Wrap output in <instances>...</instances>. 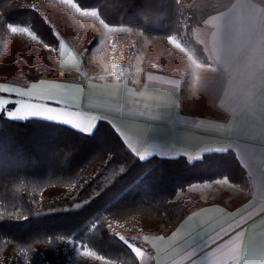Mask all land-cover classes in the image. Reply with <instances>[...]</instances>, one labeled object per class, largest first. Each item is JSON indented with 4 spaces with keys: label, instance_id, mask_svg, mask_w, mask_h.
I'll list each match as a JSON object with an SVG mask.
<instances>
[{
    "label": "crops",
    "instance_id": "1",
    "mask_svg": "<svg viewBox=\"0 0 264 264\" xmlns=\"http://www.w3.org/2000/svg\"><path fill=\"white\" fill-rule=\"evenodd\" d=\"M192 34L206 61L169 37L162 67L136 54L119 76L108 70V43L94 46L84 66L78 48L61 41L55 76L0 81V89H15L0 92L10 101L0 112L83 133L105 120L140 159L231 150L247 186L222 177L177 190L175 197L190 192L196 202L168 233L145 234L142 247L149 264H264V0H227ZM171 54L186 69L169 67Z\"/></svg>",
    "mask_w": 264,
    "mask_h": 264
},
{
    "label": "trees",
    "instance_id": "2",
    "mask_svg": "<svg viewBox=\"0 0 264 264\" xmlns=\"http://www.w3.org/2000/svg\"><path fill=\"white\" fill-rule=\"evenodd\" d=\"M96 8L110 25L140 30L164 48L175 37L201 61L206 57L192 29L224 5L216 0H74ZM43 0H0V52L12 27H25L56 50L59 21ZM95 39L80 51L88 65ZM116 49L131 44L129 35L112 37ZM187 75L182 77V88ZM226 177L245 188L244 168L231 150L209 152L198 159L152 155L140 159L105 120L91 133L40 118L13 119L0 112V264H56L89 248L117 264L137 258L119 233L139 230L146 222H164L168 233L190 209L192 201L174 198L194 182ZM50 186H65L59 194L42 195ZM191 201V202H190Z\"/></svg>",
    "mask_w": 264,
    "mask_h": 264
},
{
    "label": "rangeland",
    "instance_id": "3",
    "mask_svg": "<svg viewBox=\"0 0 264 264\" xmlns=\"http://www.w3.org/2000/svg\"><path fill=\"white\" fill-rule=\"evenodd\" d=\"M216 1L224 5L227 0ZM43 2L45 4V10L48 13L54 14V18L59 21L55 28L61 41L74 44V46L77 45L79 50H84L85 43L93 39H95L93 47L97 44L103 45V43H108V70L113 76L121 75L129 67V61L136 54L147 59L152 58L157 66L162 67V57L168 51L167 43L162 48L154 45L153 41L140 30H134L125 25L107 24L101 19L96 8H82L74 0H43ZM93 12L96 15H92L91 13ZM201 25L194 26L192 33L194 29ZM16 28L18 29L16 33H21L23 37L9 36V45L5 50L0 52V81L25 84L30 79L39 76H55L56 72L50 67V64L56 60L55 54L57 50L43 43L31 30L25 27ZM19 29H24V31H20ZM118 33L128 34L131 44L116 49L112 43V37ZM166 57H168L167 65L169 67L182 65L186 69L184 64L178 62L179 60L176 59L175 55H166ZM184 74H186V71ZM66 190L67 188L65 186H50L44 189L42 195L59 194ZM174 198L186 201L191 200L192 205L196 202V196L190 192L184 194L182 198L175 196ZM161 223L164 222L153 223L148 221L139 230L119 233L123 237V240L129 243L132 250L133 248L140 249V255L134 252L137 258L136 264H138V261L139 264H149V253L142 247V238L147 233L164 231L166 229V223L162 225ZM46 254L50 264H56V251L47 250ZM65 264L117 263L114 260L96 254L89 248H82L77 245L74 247V254Z\"/></svg>",
    "mask_w": 264,
    "mask_h": 264
},
{
    "label": "snow or ice",
    "instance_id": "4",
    "mask_svg": "<svg viewBox=\"0 0 264 264\" xmlns=\"http://www.w3.org/2000/svg\"><path fill=\"white\" fill-rule=\"evenodd\" d=\"M92 15H96L95 12L91 13ZM103 23V21H102ZM107 27V25H105ZM9 27L11 28V31L12 32H17L18 29L16 27H12L11 25H9ZM20 31H24V29H19ZM35 38V37H34ZM177 47H179V45H177ZM8 91H15V89H8V88H4V89H0V92H8ZM19 95H26V93H23V92H19L18 93ZM10 103V101L8 100H0V106H4L6 104ZM47 111L51 112L53 111V109H48ZM9 115H14L13 113H9ZM29 115L31 116H41V115H44L43 112H40V111H34V112H30ZM50 119H58V117H50ZM67 123H71V121H67ZM77 128H79V125L76 126ZM84 132H88L89 129H83ZM121 239H123V237H121ZM133 251L137 254V255H140V249L138 248H133Z\"/></svg>",
    "mask_w": 264,
    "mask_h": 264
}]
</instances>
